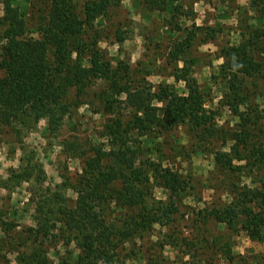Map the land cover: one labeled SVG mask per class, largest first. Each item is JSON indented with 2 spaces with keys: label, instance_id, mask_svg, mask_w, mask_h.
Segmentation results:
<instances>
[{
  "label": "trees",
  "instance_id": "obj_1",
  "mask_svg": "<svg viewBox=\"0 0 264 264\" xmlns=\"http://www.w3.org/2000/svg\"><path fill=\"white\" fill-rule=\"evenodd\" d=\"M117 2L86 0L78 6L75 0H0V133L2 126L20 122L21 115L33 121L46 118L50 130L59 129L64 116L71 111L70 105L83 102L86 86L95 81L101 84L93 96L96 111L115 115L100 131L104 140L95 141L84 153L81 171L70 181L64 179L56 184L51 194L40 191L34 217L36 227L27 229L47 238L52 237L48 233L50 228H74L79 233L82 257L106 256L102 261L108 264L117 251L119 236L161 223L153 201L150 202L153 200L150 174L155 178L153 183L158 182L169 192L182 191L187 184L180 173L169 166L153 163L145 169L136 165L135 155L131 153L133 133L154 138L155 131L185 124L187 133L193 136L203 137L208 133L220 135L223 144L230 142V151L213 150L218 169L249 167L247 175H250L255 167L264 164V105L258 103V99L264 101V34L261 30L248 27L237 43L218 49L217 57L221 56L223 61L211 78L225 85L223 105L238 119L233 129L225 128L216 125L215 110L205 109L195 80L188 79L185 94L178 93L169 83H158L152 89V84H139L134 80L137 72L127 61L117 59L112 64L108 51L100 46L101 29L93 30V24L107 15ZM141 2L150 10L169 14L167 24L182 31L168 47L166 62L175 64L171 74L176 80L186 78L190 66L187 62H194L187 57L193 40L200 32L203 33L201 43L206 42L216 30L194 24L181 28L178 18L191 12L183 10L181 0ZM30 9L34 10L29 24ZM259 16L264 22V11ZM123 39L116 33L115 41ZM179 60L184 64L177 69ZM72 89L78 95H71ZM121 94L124 99H119ZM251 95L255 96L254 100L249 98ZM68 99L76 103L71 104ZM122 100L131 109L132 116L127 119H122L115 111L116 104ZM197 150L192 145V152ZM19 160L0 186L12 189L31 177L37 182L43 181L44 171L32 155L26 154ZM69 189L75 193L74 199L62 193ZM232 189L236 193L230 204L214 206L204 216L230 228L238 226L250 239L264 243V184L255 187L237 184ZM167 206L166 214L176 209L173 204ZM112 208L126 211L120 228L105 224L104 211ZM9 226L6 223L4 229ZM38 256L34 249L31 264L47 263L46 257ZM0 257L10 264L5 255ZM230 259L233 260L231 249ZM252 262L253 259L245 264ZM18 264H29L28 258L20 256Z\"/></svg>",
  "mask_w": 264,
  "mask_h": 264
},
{
  "label": "rangeland",
  "instance_id": "obj_2",
  "mask_svg": "<svg viewBox=\"0 0 264 264\" xmlns=\"http://www.w3.org/2000/svg\"><path fill=\"white\" fill-rule=\"evenodd\" d=\"M75 1L81 6L86 0ZM181 2L183 10H191L188 16L178 18L181 28L194 24L216 30L206 42L201 43L203 33L200 32L193 40L187 57L193 58L194 62H187L190 65L187 79L180 77L176 80L171 74L175 64L166 62L168 47L182 32L167 24L169 14L150 10L141 0H118L109 8L107 15L94 22L93 30L101 29L100 46L108 51L112 64L117 59L127 61L137 72L134 80L139 84L150 83L155 89L158 83H169L178 93L185 94L188 79L195 80L201 89L205 109L216 111V125L233 129L238 119L223 105L225 85L219 79L211 78V74L217 72L218 65L223 61L221 56L217 57L220 46L237 43L248 27H257L264 34L263 18L259 16L264 11V0ZM33 10H29V24L33 19ZM152 12V21L148 24L147 16ZM116 33L124 37L123 41H115ZM183 64L179 60L177 69ZM100 87L97 81L86 86L83 102L70 105V113L64 116L62 125L55 131L47 127L46 118L33 121L22 115L20 122L13 126H2L0 183L7 177L9 169L16 168L19 159L26 154L39 162L45 174L42 182L31 177V180L22 181L12 189L0 186V256L5 255L10 264H18V258L23 255L31 264L34 249L38 257L48 259L46 264H108L102 261L106 256L82 257L79 233L74 228L59 227L57 224L59 228H50L48 233L52 237L47 238L27 230L36 227L34 217L40 191L51 194L56 190V184L64 179L70 181L81 171L83 155L91 144L104 140L100 137V131L104 123L115 115L96 111L93 96ZM257 91L260 92V89ZM71 95H78L77 91L74 93L72 89ZM119 97L124 99L125 96L121 94ZM249 98L254 100L255 96ZM67 101L76 103L71 99ZM258 103L264 105L260 99ZM115 111L122 119L132 116L130 106L124 100L116 104ZM132 135L131 153L135 155L136 165H142L145 169L152 167L153 163L169 166L177 170L187 184L182 191L169 192L158 182L153 183L155 178L150 174L153 195L150 202L153 201L161 223L119 236L121 239L116 242L117 251L111 257L110 264H245L252 259V264H264L263 242L250 239L238 226L230 228L210 216H204L214 206L230 204L236 193L232 189L234 185L255 187L264 184V164L255 167L250 175H247L249 167L244 170L218 169L213 150L230 151V142L223 144L220 135L208 133L203 137L193 136L187 133L185 124L167 131H155L154 138L148 135L138 137L135 133ZM192 145L198 148L197 152H192ZM15 149L17 153L14 156ZM24 161L22 159L21 163ZM232 163L236 164L237 161L232 160ZM62 193L75 198V193L70 189L62 190ZM168 204L176 208L170 214H166ZM125 213V210L106 209L105 224L112 223L120 228ZM6 223L10 226L4 229ZM35 242L38 243L37 247ZM230 249L233 260L230 259ZM0 264H6L2 257Z\"/></svg>",
  "mask_w": 264,
  "mask_h": 264
},
{
  "label": "crops",
  "instance_id": "obj_3",
  "mask_svg": "<svg viewBox=\"0 0 264 264\" xmlns=\"http://www.w3.org/2000/svg\"><path fill=\"white\" fill-rule=\"evenodd\" d=\"M194 3L196 4V2H194ZM134 11H135V13H137L138 12V9L137 10H134ZM153 14L154 13L152 12V13H149V15L147 16V19H149V21L147 22L148 24L151 23ZM16 153H17V149H15L14 156H15Z\"/></svg>",
  "mask_w": 264,
  "mask_h": 264
}]
</instances>
